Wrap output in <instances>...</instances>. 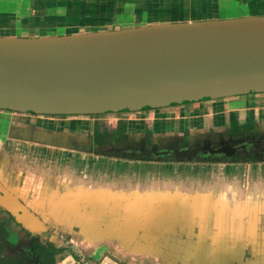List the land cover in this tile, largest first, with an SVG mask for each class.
<instances>
[{"label": "water", "instance_id": "water-1", "mask_svg": "<svg viewBox=\"0 0 264 264\" xmlns=\"http://www.w3.org/2000/svg\"><path fill=\"white\" fill-rule=\"evenodd\" d=\"M215 1L205 4L217 9ZM242 1L251 12L263 0ZM0 19L4 27L17 17ZM115 27L80 23L64 27L76 32L39 38L1 29L0 110L104 115L264 93V14ZM55 154L58 171L29 206L0 180V206L34 237L62 232L87 251L107 246L140 264H165L160 254L183 236L213 237L215 248L231 245V253L264 238V162H188L201 171L191 176L165 163L167 177L157 178L139 175L151 162Z\"/></svg>", "mask_w": 264, "mask_h": 264}, {"label": "flooded vegetation", "instance_id": "flooded-vegetation-1", "mask_svg": "<svg viewBox=\"0 0 264 264\" xmlns=\"http://www.w3.org/2000/svg\"><path fill=\"white\" fill-rule=\"evenodd\" d=\"M68 3H61L60 8L66 7ZM59 14V18L63 17ZM66 16V15H65ZM229 99V98H228ZM227 99L211 100L209 102H225ZM179 106H174L176 113L167 115L169 112H162V109H152L138 112L120 113V115H72L66 117L25 114L35 118L34 122L16 123L13 116L17 112L0 110L4 115L9 116L6 128V140L0 141V166L4 165V151L8 146L9 139L29 144H39L44 147H52L72 153H79L87 156H102L122 161H142L157 163H174L183 158L184 162L195 164H239V163H261L264 162V118L260 108L255 112L258 121L263 123L261 132L257 137H251L250 141L238 142L233 140L232 133L225 128L219 135L216 132L196 134L191 126V119L188 111H180ZM238 111L250 113V108L233 109L224 116L223 127L230 125L232 115L237 116ZM21 114V113H20ZM22 116V115H21ZM47 117L53 124H44L38 121L39 117ZM212 117V123L218 119ZM38 119V120H37ZM237 119V118H236ZM72 120V121H71ZM207 120V119H205ZM228 120V122H226ZM66 121H70L65 123ZM149 123L151 125H149ZM170 123L171 131H168L166 124ZM1 128V125H0ZM39 132V133H38ZM40 141H36V134ZM43 141V142H41ZM203 145L210 146L209 149L201 148ZM233 152L246 153V158L231 159L230 155L209 156L206 153L223 147H238ZM163 153V154H162ZM206 154V155H205ZM14 178L0 177V180L13 191L20 200L27 206L31 199L26 193L25 187L14 188L10 180ZM16 181V180H15ZM0 224L8 228V244L11 246L8 251H16L17 257L22 264H140L127 261L114 249L107 246L87 251L78 245L72 236L58 233L49 236H41L40 239L29 234L11 214L0 206ZM12 232V233H11ZM16 233V234H13ZM39 237V236H38ZM30 240V241H29ZM180 241L169 242L168 249L163 251L166 256L165 264H264V238L256 239L250 237L243 250L231 253V245L226 247H214L215 239L204 236L197 238H178ZM174 243V246L171 244ZM41 246V255L38 252ZM176 247H180L176 251ZM34 248V249H33ZM149 251L154 252L152 243L148 244ZM214 248L216 250H214ZM53 255L52 260L49 255ZM99 254L98 259L95 256ZM50 260V262H49ZM142 264V263H141ZM156 264V263H155Z\"/></svg>", "mask_w": 264, "mask_h": 264}, {"label": "rangeland", "instance_id": "rangeland-1", "mask_svg": "<svg viewBox=\"0 0 264 264\" xmlns=\"http://www.w3.org/2000/svg\"><path fill=\"white\" fill-rule=\"evenodd\" d=\"M5 2V0H0V2ZM10 2L18 3L17 0H10ZM215 5H217V10L219 11V19L226 20V19H238L245 16V12H250L248 7L243 3L242 0H216ZM128 13L127 15H123L119 17V15L116 17L117 25L113 30L117 29H124V28H130L133 26H142L149 23V19L147 17V10L139 11V13H136V9H128L126 11ZM19 16L21 17L22 13L18 12ZM140 15L143 14V17L139 20H136L135 18H130V15ZM194 14H192L193 16ZM180 18H186L184 15ZM92 23L90 19L88 21H84V23ZM115 22V21H113ZM18 26L15 30H12L8 36L12 38H34V37H62L65 36L71 32H76L77 30H68L65 29L62 26H58L55 29H40V28H34V29H28L27 27L22 26L21 20L18 21ZM80 24V23H75ZM264 96V93L260 94H248V95H242V96H236L231 97L230 99L233 101L234 105L232 106L233 109H240V108H250L251 112L248 114L246 111H238L236 116V121L231 122L230 125H228V130L233 135V140L238 142H246L250 141L253 137H257V132H261V128L263 126V123H260L258 121V117L256 116L255 111L256 108H260V111L262 113L264 109V101L258 100L259 97ZM189 105V104H188ZM146 111V110H145ZM10 114V111L7 112ZM26 114V113H25ZM25 114L14 115L13 116V122L16 123H25L30 122L29 120H32L31 122L35 121V118H30V116H24ZM173 114V113H172ZM171 114V115H172ZM0 115H4V113L0 112ZM22 115V116H21ZM115 115H120V113H116ZM60 117H66V115H62ZM9 116H0V141L1 143L5 142L6 140V128L8 126V120ZM39 119V120H38ZM37 120L41 123L44 121V124H53L55 122H52L47 117H39ZM72 121V120H71ZM70 121H66L65 123H68ZM149 125H151L149 123ZM51 126V125H50ZM39 133V132H38ZM36 134V141H40V136ZM43 142V141H41ZM201 148L209 149L210 146L203 145ZM56 148L52 147H44L39 144H29L26 142H19L14 141L12 139H9L8 146L5 148L4 151V165L0 166V177L2 179H6L10 176L11 179L10 184L14 186V188L19 187H25V189H29L28 191H22L24 194L26 193L31 199L30 202H32L35 198V193L38 189L42 187V185H45V182L48 179H50L52 176H55L57 169L59 168L56 164L57 159H59V155L55 154L56 152L60 154L65 153V151H59ZM1 150V147H0ZM1 153V152H0ZM85 157H91L85 155ZM231 159L234 158H246V153L244 151H241L239 154H232L230 156ZM68 162L74 164V159L72 157H68ZM183 159V158H181ZM187 163V164H186ZM151 165V164H150ZM139 167V165H137ZM165 165V163H160V165L153 164L151 165L150 170H145L148 166H141V170L145 171L144 174L139 175H156L157 178L160 177H167L165 170L168 168ZM173 167L174 173H179L181 171L182 176H191L193 174L201 173L200 169L197 170L196 168H193L192 165L188 164V162H181V160H178L174 162L173 165H170ZM191 167V168H190ZM221 172V171H220ZM174 174V176L176 175ZM125 176V174H123ZM102 176V175H100ZM130 176V175H129ZM201 174L196 175L195 177H199ZM16 180V181H15ZM27 181L29 183L26 186ZM30 241V240H29ZM100 257L99 254L95 256L96 259ZM141 262V261H138ZM149 263V264H155L154 261H146L143 260L142 264Z\"/></svg>", "mask_w": 264, "mask_h": 264}, {"label": "crops", "instance_id": "crops-1", "mask_svg": "<svg viewBox=\"0 0 264 264\" xmlns=\"http://www.w3.org/2000/svg\"><path fill=\"white\" fill-rule=\"evenodd\" d=\"M18 3L0 2V15L16 16L17 20H7L3 27V22L0 19V30L8 29L15 30L18 21L21 20L22 26L28 29L40 28L49 29L53 27H69L82 23L88 26H110L115 27L118 23L116 17L127 15L128 9L135 8L136 13L147 10L149 23L159 22H178L192 21L204 19H218L219 11L205 4V0H17ZM210 1V0H209ZM68 3L66 7L60 8L61 3ZM260 5H255V9L245 15H260L264 14V0ZM18 12H21V17ZM59 14L64 16L59 18ZM192 14H194L192 16ZM66 15V16H65ZM130 15V14H129ZM186 18H180L181 16ZM143 17L140 15H130V18L139 20ZM90 19L92 23H84ZM115 21V22H113ZM140 21V20H139ZM264 101V96L258 98ZM234 103L229 98L225 102H199L193 104L180 105V111H188L191 119L193 131L196 134L208 132H216L220 134L228 125L223 127L222 116L227 115L230 110H233ZM237 109V108H236ZM162 112H169L167 115L175 114V108H163ZM172 114V115H173ZM218 119L217 123H212L213 115ZM264 114V109L262 111ZM264 118V115H263ZM207 119V120H205ZM228 122V120L226 121ZM168 131H171V124H166ZM206 131V132H205Z\"/></svg>", "mask_w": 264, "mask_h": 264}, {"label": "trees", "instance_id": "trees-1", "mask_svg": "<svg viewBox=\"0 0 264 264\" xmlns=\"http://www.w3.org/2000/svg\"><path fill=\"white\" fill-rule=\"evenodd\" d=\"M231 120L232 122L236 121V116L234 114L232 115ZM7 237H8V228H6L3 224H0V264H22V262L17 257H14L16 251L13 253L11 251H8V248L11 246V244H8ZM36 238L40 239L41 237H36ZM38 252L41 255L42 252L41 246H38ZM47 255H49V259L52 260L53 255L49 253Z\"/></svg>", "mask_w": 264, "mask_h": 264}]
</instances>
